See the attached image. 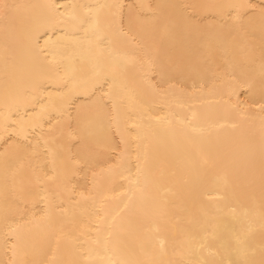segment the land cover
Returning a JSON list of instances; mask_svg holds the SVG:
<instances>
[{
    "label": "snow or ice",
    "instance_id": "1",
    "mask_svg": "<svg viewBox=\"0 0 264 264\" xmlns=\"http://www.w3.org/2000/svg\"><path fill=\"white\" fill-rule=\"evenodd\" d=\"M40 7L53 6L0 0V134L22 137L3 157L0 264H264V0L135 10L118 2L65 5L58 20L74 34L83 67L55 76V65L75 61L33 43L29 25ZM192 9L210 10L214 22L192 24ZM188 80L201 81V91L212 85L209 94L225 81L246 87V102L230 105L237 119L207 128L191 121L177 127L171 120L153 127L158 117L150 108ZM249 103L259 107L258 122ZM225 127L236 130L234 138L215 157L204 153L200 144L219 138ZM145 129L171 137L189 154L181 209L197 211L190 212L189 227L167 241L160 233L170 210L154 190ZM101 158L106 167L98 173ZM238 165L245 175L239 209L229 201L239 199ZM85 171L94 186L100 174L125 179V199L110 225L67 231L66 204L95 201L84 192L74 200L69 190ZM137 212L141 225L151 220L146 231L130 227ZM122 233L128 239L114 241Z\"/></svg>",
    "mask_w": 264,
    "mask_h": 264
},
{
    "label": "bare ground",
    "instance_id": "2",
    "mask_svg": "<svg viewBox=\"0 0 264 264\" xmlns=\"http://www.w3.org/2000/svg\"><path fill=\"white\" fill-rule=\"evenodd\" d=\"M12 3L53 6L40 7L32 10L33 19L29 25L31 39L35 45L46 51L62 52L66 57L72 58L75 63L70 64L67 59L55 65L52 69V75L64 74L67 70L75 67H83V61L79 59L81 52L75 46L74 34H68V30L59 22L57 13L64 11V6L72 3L96 5L108 3H121L135 10L137 5H151L155 7L160 4H177V5H195V4H245L256 3L260 0H10ZM189 14L194 17L192 24L204 27L213 23L215 14L210 10L192 9ZM124 46H130L125 42ZM2 47V44H0ZM50 59V57H49ZM23 71V69H21ZM195 85V87H194ZM51 88L55 84L50 85ZM210 84L204 86L201 91V81L188 80L184 89L173 90L166 99L157 101L151 108L157 114L158 119H153V127L164 125L166 121L180 127L182 122L191 121L201 127H209L217 123H226L237 119L230 105L243 104L246 102L244 93L247 88L236 85L234 82H222L216 84L215 92L209 94ZM2 63H0V94H2ZM258 94L253 99H258ZM86 99V98H85ZM257 117L259 107L249 103L248 109ZM219 138L213 136L206 138L201 144V150L211 157H215L219 148L226 141L232 140L236 130L229 127L218 129ZM148 149L150 153V173L153 179L157 181L155 192L157 199L166 201L170 210V219L166 230L160 235L167 241L175 233L180 235L181 229H187L190 212L197 211L190 209L182 210L185 182L189 179L188 175V158L189 154L182 148H178L177 142L163 133L154 134L152 129H145ZM7 140V143L5 141ZM22 141V137L9 133L8 136L0 134V182L3 179V157L6 151L11 152L14 144ZM35 141L33 140V143ZM72 143H76L75 140ZM193 159L198 158L193 154ZM96 171L99 173L101 167H106L104 160L101 158L97 161ZM73 184L70 186V192L73 193L74 200H80V193H92L95 201H81L79 204L67 203L66 211L62 214V223L67 231H86L88 226L106 227L111 224L113 217L117 216L124 201L127 190V181L120 177H109L106 173L95 177L96 185L93 184V175L90 171H85L74 176ZM245 183V175L242 165H238L234 174V185L239 199L229 197L231 207L240 208V203L244 200L242 195ZM258 194V186H257ZM103 202V207L100 206ZM207 204L223 203L222 201L207 200ZM0 211H2V201H0ZM225 216L231 219L229 209L225 208ZM118 218V217H117ZM143 218L142 212H137L130 219V227L133 231H146L152 226L151 220H145L141 225L139 221ZM94 234V233H93ZM128 239L127 234H120L114 237V241L123 242ZM255 242L257 246L260 243V234L258 222L255 231ZM62 249L65 247L61 243ZM82 253H69L67 258L75 256L79 258ZM179 259L177 255L173 257Z\"/></svg>",
    "mask_w": 264,
    "mask_h": 264
}]
</instances>
